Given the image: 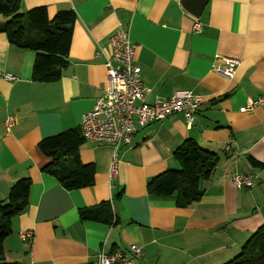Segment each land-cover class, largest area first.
I'll list each match as a JSON object with an SVG mask.
<instances>
[{
	"label": "crops",
	"instance_id": "0c3cea01",
	"mask_svg": "<svg viewBox=\"0 0 264 264\" xmlns=\"http://www.w3.org/2000/svg\"><path fill=\"white\" fill-rule=\"evenodd\" d=\"M37 6L47 7L50 17L74 9L77 20L67 64L52 82L35 80V52L0 33V200L16 180H32L29 206L13 217L4 241L7 260L98 264L99 251L132 244L145 252L136 264L231 260L264 224V169L249 161L250 156L264 160V103L244 110L264 95V0H210L200 18L185 10L182 0H22L23 11ZM119 28L137 44L148 102L190 90L206 103L192 125L184 114L135 125L131 142L117 150L115 174L114 146L85 141L80 158L95 164V184L67 190L42 172L51 159L38 143L79 128L83 114L104 94L106 54ZM223 55L240 60L233 77L214 69ZM9 114L16 118L11 126ZM187 139L219 156L202 183L204 195L184 208L172 199L150 198L149 181L180 168L174 151ZM235 173L253 174L254 185L237 189ZM107 200L120 222L79 217L80 208ZM26 230L33 238L22 240L19 234Z\"/></svg>",
	"mask_w": 264,
	"mask_h": 264
},
{
	"label": "trees",
	"instance_id": "16d2710c",
	"mask_svg": "<svg viewBox=\"0 0 264 264\" xmlns=\"http://www.w3.org/2000/svg\"><path fill=\"white\" fill-rule=\"evenodd\" d=\"M76 20L74 9L60 10L50 17L45 6L23 11L22 0H0V33H5L16 46L35 52L33 78L37 81L52 82L61 77ZM85 141L80 127L40 140V150L51 159L42 172L57 178L67 190L94 185L95 164L83 163L80 158V148ZM174 158L180 168L159 173L149 181L147 190L152 199H172L176 206L184 208L204 195L202 183L213 174L219 156L187 139L174 151ZM249 161L253 167L264 169V160L250 156ZM31 186V178L22 177L11 186L7 197L0 200V264H20L7 260L4 241L12 233L13 217L29 206ZM79 217L110 225L120 222L109 200L80 208ZM224 264H264V224L243 244L240 252Z\"/></svg>",
	"mask_w": 264,
	"mask_h": 264
},
{
	"label": "built area",
	"instance_id": "2783aa9c",
	"mask_svg": "<svg viewBox=\"0 0 264 264\" xmlns=\"http://www.w3.org/2000/svg\"><path fill=\"white\" fill-rule=\"evenodd\" d=\"M195 27L198 30L199 23ZM110 42L111 50L106 54L105 62L108 75L105 92L96 99L92 109L83 114L79 127L87 141L114 146L111 174H115L117 150L121 145L131 142L135 125L146 126L175 114H184L187 124L192 125L206 101L190 90H179L170 97L157 96L152 102H148L146 94L149 88L140 77L141 68L136 59L137 44L132 42L128 31L123 28L112 35ZM218 57L222 63L214 66L215 71L226 77H233L240 60L224 55ZM5 77L14 78L10 74ZM262 103L264 95L259 96L244 110H251L253 106ZM15 122V116L9 114L6 125L11 126ZM232 182L237 189L252 187L254 175L235 173ZM19 235L22 240H29L33 238V231H21ZM144 254L142 247L132 244L126 251H99L97 263L136 264V259Z\"/></svg>",
	"mask_w": 264,
	"mask_h": 264
},
{
	"label": "water",
	"instance_id": "95a60500",
	"mask_svg": "<svg viewBox=\"0 0 264 264\" xmlns=\"http://www.w3.org/2000/svg\"><path fill=\"white\" fill-rule=\"evenodd\" d=\"M210 0H182V4L190 14L200 18Z\"/></svg>",
	"mask_w": 264,
	"mask_h": 264
},
{
	"label": "rangeland",
	"instance_id": "374dc122",
	"mask_svg": "<svg viewBox=\"0 0 264 264\" xmlns=\"http://www.w3.org/2000/svg\"><path fill=\"white\" fill-rule=\"evenodd\" d=\"M107 80H108V78H107ZM11 236V235H10Z\"/></svg>",
	"mask_w": 264,
	"mask_h": 264
}]
</instances>
